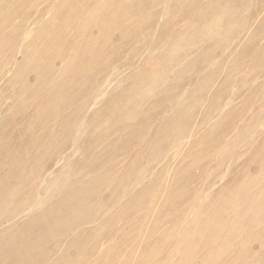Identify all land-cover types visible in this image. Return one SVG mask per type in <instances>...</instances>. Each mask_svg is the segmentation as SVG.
I'll return each instance as SVG.
<instances>
[{
  "label": "rangeland",
  "instance_id": "1",
  "mask_svg": "<svg viewBox=\"0 0 264 264\" xmlns=\"http://www.w3.org/2000/svg\"><path fill=\"white\" fill-rule=\"evenodd\" d=\"M164 1L0 0V264H264V0Z\"/></svg>",
  "mask_w": 264,
  "mask_h": 264
},
{
  "label": "bare ground",
  "instance_id": "2",
  "mask_svg": "<svg viewBox=\"0 0 264 264\" xmlns=\"http://www.w3.org/2000/svg\"><path fill=\"white\" fill-rule=\"evenodd\" d=\"M23 1H24V0H23ZM64 1H65V0H64ZM117 1H118V0H117ZM149 1H150V0H149ZM156 1H157V0H156ZM161 1H162V0H161ZM166 1H168V0H166ZM166 1H164V2H166ZM177 1H178V0H177ZM210 2H211V1H210ZM0 3H1V2H0ZM7 3H8V2H7ZM22 3H24V2H22ZM125 3H126V2H125ZM139 3H140V2H139ZM142 3H143V2H142ZM186 3H187V2H186ZM204 3H206V2H204ZM251 3H252V2H251ZM19 4H21V3H19ZM62 4H63V2H62ZM110 4H112V3H110ZM144 4H145V3H144ZM213 4H214V3H213ZM17 5H18V4H17ZM21 5H22V4H21ZM21 5H20V6H21ZM91 5H92V4H91ZM164 5H165V4H164ZM184 5H185V4H184ZM196 5H197V4H196ZM0 6H1V5H0ZM5 6H6V5H5ZM20 6H19V7H20ZM99 6H100V5H99ZM115 6H116V5H115ZM191 6H192V5H191ZM191 6H190V7H191ZM262 6H263V5H262ZM145 7H146V6H145ZM163 7H164V6H163ZM173 7H174V6H173ZM183 7H184V6H183ZM196 7H197V6H196ZM200 7H202V6H200ZM212 7H213V6H212ZM109 8H111V7H109ZM112 8H113V5H112ZM136 8H137V7H136ZM149 8H150V7H149ZM231 8H232V7H231ZM2 9H3V8H2ZM10 9H11V8H10ZM13 9H14V7H13ZM17 9H18V8H17ZM56 9H57V8H56ZM68 9H69V8H68ZM90 9H91V8H90ZM119 9H120V8H119ZM119 9H118V10H119ZM122 9H123V8H122ZM150 9H151V8H150ZM153 9H154V8H153ZM153 9H152V10H153ZM160 9H161V8H160ZM52 10L54 11L55 9H52ZM73 10H74V9H73ZM116 10H117V9H116ZM125 10H126V9H125ZM142 10H143V9H142ZM162 10H163V9H162ZM182 10H183V9H182ZM194 10H195V8H194ZM200 10H201V9H200ZM212 10H213V9H212ZM218 10H219V9H218ZM22 11H23V10H22ZM111 11H112V10H111ZM111 11H110V12H111ZM158 11H159V9H158ZM163 11H164V10H163ZM180 11H181V9H180ZM220 11H222V10H220ZM223 11H224V10H223ZM13 12H14V11H13ZM24 12H25V11H24ZM50 12H51V10H50ZM64 12H65V11H64ZM95 12H96V10H95ZM106 12H107V11H106ZM1 13H2V12H1ZM9 13H10V12H9ZM20 13H22V12H20ZM44 13H45V12H44ZM107 13H108V12H107ZM107 13H105V14H107ZM120 13H122V11H121ZM131 13H132V12H131ZM138 13H139V12H138ZM140 13H141V12H140ZM149 13H150V12H149ZM153 13H154V12H153ZM188 13H189V12H188ZM219 13H220V12H219ZM63 14H64V13H63ZM87 14H88V13H87ZM94 14H95V13H94ZM113 14H114V13H113ZM143 14H144V13H143ZM146 14H147V13H146ZM221 14H222V13H221ZM14 15H16V14L14 13ZM50 15H51V14H50ZM59 15H60V14H59ZM135 15H137V14H135ZM151 15H152V14H151ZM40 16H41V14H40ZM93 16H94V15H93ZM101 16H102V15H101ZM119 16H120V15H119ZM201 16H202V15H201ZM12 17H14V16H12ZM48 17H49V16H48ZM50 17H51V16H50ZM58 17H60V16H58ZM73 17H74V16H73ZM73 17H72V19H73ZM85 17H87V16H85ZM161 17H162V16H161ZM167 17H168V16H167ZM173 17H174V16H173ZM206 17H207V16H206ZM6 18H8V20L10 19L9 17H6ZM37 18H38V17H37ZM42 18H44V17H42ZM55 18H56V17H55ZM69 18H70V17H69ZM142 18H143V17H142ZM147 18H148V17H145V19H147ZM149 18H150V17H149ZM62 19H63V18H62ZM82 19H83V18H82ZM101 19H102V18H101ZM103 19H104V18H103ZM137 19H138V18H137ZM140 19H141V18H140ZM226 19H227V18H226ZM229 19H230V18H229ZM4 20H5V19H4ZM10 20H11V19H10ZM68 20H69V19H68ZM80 20H81V19H80ZM184 20H185V19H184ZM49 21H50V20H49ZM70 21H71V20H70ZM4 22H5V21H4ZM11 22H12V21H11ZM31 22H32V20H31ZM35 22H36V21H35ZM46 22H47V21H46ZM50 22H51V21H50ZM118 22H119V21H118ZM175 22H176V21H175ZM226 22H227V21H226ZM57 23H58V22H57ZM136 23H137V22H136ZM136 23H135V24H136ZM138 23H139V22H138ZM142 23H143V22H142ZM163 23H164V22H163ZM163 23H162V24H163ZM196 23H197V22H195V24H196ZM46 24H47V23H46ZM112 24H113V23H112ZM132 24H133V23H132ZM139 24H140V23H139ZM158 24H159V23H157V26H158ZM160 24H161V23H160ZM166 24H167V23H166ZM190 24H191V23H190ZM212 24H213V23H212ZM256 24H257V23H256ZM3 25H4V23H3ZM10 25H11V24H10ZM13 25H14V24H13ZM13 25H12V26H13ZM28 25H29V24H28ZM110 25H111V24H110ZM121 25H122V24H121ZM123 25H124V24H123ZM149 25H150V24H149ZM205 25H206V24H205ZM225 25H226V24H225ZM33 26H34V23H33ZM114 26H115V24H114ZM135 26H136V25H135ZM155 26H156V25H155ZM155 26H153V27H155ZM159 26H160V25H159ZM183 26H184V25H183ZM219 26H220V25H219ZM15 27H16V26H15ZM28 27H29V26H28ZM28 27H27V28H28ZM31 27H32V26H31ZM111 27H112V26H111ZM118 27H119V26H118ZM128 27H129V26H128ZM141 27H142V26H141ZM194 27H195V26H194ZM210 27H211V26H210ZM25 28H26V27H25ZM29 28H30V27H29ZM74 28H76V27H74ZM104 28H105V27H104ZM144 28H145V27H144ZM155 28H156V27H155ZM175 28H176V27H175ZM182 28H183V27H182ZM184 28H185V27H184ZM212 28H213V26H212ZM146 29H147V27H146ZM153 29H154V28H153ZM192 29H193V28H192ZM6 30H7V29H6ZM21 30H22V29H21ZM23 30H25V29H23ZM53 30H54V29H53ZM72 30H73V29H71L70 31H72ZM124 30H125V29H124ZM142 30H143V29H142ZM170 30H171V29H170ZM177 30H178V29H177ZM2 31H3V30H2ZM25 31H26V30H25ZM42 31H43V30H42ZM75 31H76V30H75ZM77 31H78V30H77ZM98 31H99V30H98ZM219 31H220V30H219ZM9 32H10V31H9ZM19 32H20V31H18V33H19ZM22 32H24V31H22ZM26 32H28V31H26ZM29 32H30V31H29ZM32 32H33V31H32ZM39 32H40V31H39ZM52 32H54V31H52ZM91 32H92V31H91ZM139 32H140V31H139ZM156 32H157V31H156ZM2 33H3V32H2ZM7 33H8V32H7ZM18 33H17V34H18ZM24 33H25V32H24ZM208 33H209V32H208ZM12 34L14 35V33H12ZM21 34H22V33H21ZM26 34H27V33H26ZM37 34H38V32H37ZM73 34H74V33H73ZM111 34H112V33H111ZM123 34H125V33H123ZM142 34H143V33H142ZM190 34H191V33H190ZM220 34H221V33H220ZM7 35H9V33H8ZM29 35H30V33H29ZM34 35H35V34H34ZM41 35H42V34H41ZM41 35H40V36H41ZM51 35H52V34H51ZM84 35H85V34H84ZM112 35H114V34H112ZM140 35H141V34H140ZM145 35H146V34H145ZM151 35H152V34H151ZM155 35H156V34H155ZM178 35H179V34H178ZM208 35H209V34H208ZM4 36H5V35H4ZM17 36H18V35H17ZM38 36H39V35H38ZM38 36H37V37H38ZM121 36H122V34H121ZM130 36H131V35H130ZM138 36H139V35H138ZM210 36H211V35H210ZM212 36H213V35H212ZM29 37H30V36H29ZM109 37H110V36H109ZM151 37H152V36H151ZM32 38H33V37H32ZM39 38H41V37H39ZM8 39H9V38H8ZM30 39H31V37H30ZM70 39H71V38H70ZM86 39H88V37H87ZM125 39H126V38H125ZM125 39H124V40H125ZM3 40H4V39H3ZM3 40H2V41H3ZM21 40H22V39H21ZM23 40L25 41V39H23ZM32 40H34V39H32ZM48 40H49V39H48ZM124 40H123V41H124ZM137 40H138V39H137ZM150 40H151V39H150ZM11 41H13V40H11ZM85 41H86V40H85ZM135 41H136V40H135ZM19 42H20V41H19ZM10 43H11V42H10ZM37 43H39V42H36V44H37ZM95 43H96V42H95ZM124 43H125V41H124ZM11 44H12V43H11ZM33 44H34V43H33ZM63 44H66V43H63ZM80 44H81V43H80ZM99 44H100V43H99ZM126 44H127V42H126ZM142 44H143V43H142ZM8 45H10V44H8ZM27 45H28V44H27ZM30 45H31V44H30ZM30 45H29V46H30ZM96 45H97V44H96ZM122 45H123V43H122ZM131 45H132V44H131ZM133 45H134V44H133ZM149 45H150V44H149ZM17 46H18V45H17ZM24 46H25V45H24ZM62 46H63V45H62ZM141 46H142V45H141ZM27 47H28V46H27ZM35 47H36V46H35ZM83 47H84V46H83ZM95 47H96V46H95ZM127 47H128V46H127ZM29 48H31V47H29ZM32 48L34 49V47H32ZM39 48H40V47H39ZM162 48H163V47H162ZM0 49H1V48H0ZM6 49H7V48H5V50H6ZM22 49H23V48H22ZM24 49H25V48H24ZM24 49H23V50H24ZM149 49H150V48H149ZM5 50H4V52H5ZM13 50L16 51V49H14V48H13ZM109 50H110V49H109ZM138 50H139V49H138ZM140 50H141V49H140ZM10 51H11V50H10ZM21 51H22V50H21ZM38 51H39V50H38ZM106 51H107V50H106ZM4 52H3V53H4ZM24 52H25V51H24ZM29 52H30V51H29ZM31 52H32V51H31ZM55 52H56V51H54V53H55ZM61 52H62V51H61ZM114 52H115V51H114ZM118 52H119V51H118ZM118 52H117V53H118ZM142 52H144V51H142ZM158 52H159V51H158ZM260 52H261V51H260ZM8 53H9V52H8ZM37 53H39V52H37ZM62 53H63V52H62ZM103 53H104V52H103ZM103 53H102V54H103ZM144 53H145V52H144ZM0 54H2V53H0ZM22 54H23V53H22ZM28 54H29V53H28ZM32 54H34V52H33ZM83 54H84V53H83ZM96 54H97V53H96ZM148 54H149V53H148ZM161 54H162V53H161ZM5 55H6V54H5ZM20 55H21V54H20ZM23 55H24V54H23ZM53 55H55V54H53ZM85 55H86V54H85ZM104 55H105V54H104ZM110 55H111V54H110ZM145 55H146V53H145ZM2 56H3V55H2ZM8 56H9V55H8ZM12 56H13V55H12ZM37 56H38V55H37ZM50 56H52V55H50ZM72 56H73V55H72ZM133 56H134V55H133ZM146 56H147V55H146ZM52 57H53V56H52ZM11 58H12V57H11ZM37 58H38V57H37ZM50 58H51V57H50ZM82 58H83V57H82ZM138 58H140V56H139ZM144 58H145V57H144ZM135 59H136V58H135ZM140 59H141V58H140ZM10 60H11V59H10ZM21 60H22V59H21ZM35 60H36V59H35ZM98 60H99V59H98ZM143 60H144V59H143ZM47 61H48V59H47ZM85 61H86V60H85ZM134 61H135V60H134ZM137 61H138V60H137ZM21 62H22V61H21ZM23 62H24V61H23ZM57 62H58V61H57ZM67 62H68V61H67ZM87 62H88V61H87ZM87 62H86V63H87ZM98 62H99V61H98ZM107 62H108V61H107ZM147 62H148V61H147ZM11 63H12V62H11ZM13 63H14V62H13ZM29 63H30V62H29ZM41 63H42V62H41ZM68 63H70V62H68ZM136 63H137V62H136ZM110 64H111V63H110ZM138 64H139V63H138ZM143 64H144V63H143ZM28 65H29V64H28ZM61 65H62V64H61ZM66 65H68V64H66ZM145 65H146V64H145ZM42 66H43V65H42ZM111 66H112V65H111ZM133 66H134V65H133ZM173 66H175V65H173ZM78 67H79V66H78ZM92 67H93V66H92ZM92 67H91V68H92ZM145 67H146V66H145ZM182 67H184V66H182ZM40 68H41V67H40ZM100 68H101V67H100ZM216 68H217V66H216ZM34 69H35V68H34ZM62 69H63V68H62ZM125 69H126V68H125ZM125 69H123V70H125ZM25 70H26V69H25ZM144 70H145V69H144ZM171 70H172V69H171ZM13 71H14V69H13ZM23 71H24V70H23ZM27 71H28V70H27ZM39 71H40V70H39ZM67 71H68V70H67ZM88 71H89V69H88ZM138 71H139V70H138ZM0 72H1V71H0ZM11 72H12V71H11ZM68 72H69V71H68ZM115 72H116V71H115ZM54 73H55V72L53 71V74H54ZM129 73H130V72H129ZM131 73H132V72H131ZM135 73H137V70H136ZM3 74H4V73H3ZM9 74H10V73H9ZM14 74H15V73H14ZM14 74H13V76H14ZM24 74H25V73H24ZM26 74H27V73H26ZM56 74H57V73H56ZM56 74H55V75H56ZM68 74H69V73H68ZM89 74H90V73H89ZM127 74H128V73H127ZM181 74H182V73H181ZM18 75H19V73H18ZM21 75H22V74H21ZM203 75H204V74H203ZM52 76H54V75H52ZM89 76H90V75H88V77H89ZM108 76H109V75H108ZM36 77H37V76H36ZM56 77H58V76H56ZM65 77H66V76H65ZM65 77H64V78H65ZM133 77H135V76H133ZM141 77H142V76H141ZM0 78H1V77H0ZM59 78H60V77H59ZM79 78H80V77H79ZM97 78H98V77H97ZM113 78H115V77L113 76ZM135 78H136V77H135ZM13 79H14V78H13ZM35 79H36V78H35ZM45 79H46V78H45ZM127 79L129 80V78H127ZM77 80H78V79H77ZM106 80H107V79H106ZM138 80H139V79H138ZM7 81H8V80H7ZM13 81H14V80H13ZM58 81H59V80H58ZM62 81H63V80H62ZM87 81H88V79H87ZM97 81H98V80H97ZM192 81H193V79H192ZM106 82H107V81H106ZM88 83H89V82H88ZM118 83H119V82H118ZM12 84H13V83H12ZM110 84H111V83H110ZM114 84H115V83H114ZM125 84H126V82H125ZM128 84H130V83H128ZM17 85H18V84H17ZM22 85H23V84H22ZM30 85H31V84H30ZM86 85H87V84H86ZM97 85H98V84H97ZM135 85H136V84H135ZM206 85H207V84H206ZM206 85H205V86H206ZM14 86H15V85H14ZM31 86H32V85H31ZM87 86H88V85H87ZM114 86H115V85H114ZM123 86H124V85H123ZM129 86H130V85H129ZM205 86H203V87H205ZM90 87H91V84H90ZM111 87H112V86H111ZM111 87H110V88H111ZM5 88H6V87H5ZM8 88H9V87H8ZM28 88H30V87L28 86ZM28 88H26V89H28ZM32 88H33V87H32ZM45 88H46V87H45ZM50 88H51V87H50ZM60 88H61V87H60ZM77 88H78V87H77ZM123 89H124V88H123ZM201 89H202V88H201ZM9 90H11V89H9ZM13 90H14V89H13ZM33 90H36V89L33 88ZM59 90H60V89H59ZM77 90H78V89H77ZM149 90H150V89H149ZM31 91H32V90H31ZM40 91H41V90H40ZM45 91H46V90H45ZM88 91H89V90H88ZM115 91H116V90H115ZM201 91H202V90H201ZM81 92H82V91H81ZM30 93H31V92H30ZM40 93H41V92H40ZM44 93H45V92H44ZM54 93H55V92H54ZM57 93H58V92H57ZM73 93H74V92H73ZM121 93H122V92H121ZM76 94H77V93H76ZM140 94H141V93H140ZM155 94H156V93H155ZM45 95H46V94H45ZM56 95H57V94H56ZM28 96H29V95H28ZM28 96H27V97H28ZM31 96H33V95H31ZM42 96H43V95H42ZM70 96H71V95H70ZM27 97H26L25 99H27ZM119 97H120V96H119ZM23 98H24V97H23ZM29 98H30V97H29ZM54 98H55V96H54ZM56 98H57V97H56ZM71 98H72V96L70 97V99H71ZM104 98H105V97H104ZM107 98H108V97H107ZM38 99H39V98H38ZM46 99H47V97H46ZM49 99H50V98H49ZM52 99H53V98H52ZM109 99H110V98H109ZM48 101H49V100H48ZM106 101H107V99H106ZM106 101H105V102H106ZM20 102H21V101H20ZM33 102H34V101H33ZM41 102H42V101H41ZM25 103H26V102H25ZM35 103H36V102H35ZM18 105H20V104H18ZM32 105H33V104H32ZM32 105H31V106H32ZM40 105H41V104H40ZM43 105H44V104H43ZM48 105H49V104H48ZM50 105H51V104H50ZM86 105H87V104H86ZM95 106H96V105H95ZM15 107H16V106H15ZM28 107H29V106H28ZM47 107H48V106H47ZM65 107H66V106H65ZM82 107H83V106H82ZM17 108H18V107H17ZM41 108H42V107H41ZM51 108H52V107H51ZM83 108H84V107H83ZM15 109H16V108H15ZM18 109H19V108H18ZM18 109H17V110H18ZM33 109H34V107H33ZM13 110H14V109H13ZM20 110H21V109H20ZM31 110H32V109H31ZM37 110H38V109H37ZM18 111H19V110H18ZM24 111H25V110H24ZM82 111H83V110H82ZM38 112H39V111H38ZM38 112H37V113H38ZM80 112H81V111H80ZM88 112H89V111H88ZM92 112H93V111H92ZM92 112H91V113H92ZM11 113H12V112H11ZM12 114H13V113H12ZM32 114H33V113H32ZM73 114H74V113H73ZM30 115H31V114H30ZM30 115H29V116H30ZM25 117H26V116H25ZM31 118H32V117H31ZM37 118H38V117H37ZM48 118H49V117H48ZM92 118H93V117H92ZM45 119H46V118H45ZM61 119H62V118H61ZM28 120H29V119H28ZM25 122H26V121H25ZM35 122H36V121H35ZM41 123L43 124V122H41ZM57 123H58V122H57ZM60 123H61V122H60ZM32 124H34V123H32ZM42 124H41V125H42ZM109 124H110V122H109ZM133 124H134V123H133ZM37 125H38V124H37ZM53 125H54V124H53ZM53 125H52V127H53ZM34 126H35V125H34ZM44 126H45V125H44ZM44 126H43V127H44ZM108 126H109V125H108ZM30 127H31V126H30ZM52 127H51V128H52ZM49 128H50V127H49ZM51 128H50V129H51ZM115 129H116V128H115ZM107 130H108V128H107ZM121 130H122V129H121ZM175 130H176V129H175ZM49 131H50V130H49ZM113 131H114V130H113ZM130 131H131V130H130ZM55 132H56V130H55ZM69 132H70V131H69ZM106 132H107V131H106ZM111 132H112V131H111ZM44 133H45V132H44ZM108 133H109V132H108ZM108 133H106V134H108ZM118 133H119V132H118ZM26 134H28V133H26ZM42 134H43V133H42ZM47 134H48V133H47ZM48 135H49V134H48ZM121 135H122V133H121ZM101 136H103V135H101ZM117 136H118V135H117ZM117 136H116V137H117ZM47 137H48V136H47ZM61 137H62V136H61ZM122 137H123V136H122ZM26 138H27V137H26ZM29 138H30V137H29ZM101 138H102V137H101ZM39 139H40V138H39ZM27 140H29V139H27ZM44 140H45V139H44ZM121 140H122V139H121ZM29 141H30V140H29ZM29 141H28V143H29ZM46 142H47V141H46ZM40 143H41V142H40ZM50 143H52V142H50ZM93 143H94V142H93ZM30 144H31V142H30ZM30 144H29V145H30ZM35 144H36V143H35ZM47 144H48V143H47ZM52 144H53V143H52ZM52 144H51V145H52ZM75 144H76V142H75ZM75 144H74V145H75ZM115 144H116V143H115ZM126 144H127V143H126ZM116 145H117V144H116ZM27 146H28V145H27ZM30 146H31V145H30ZM33 146H34V144H33ZM110 146H111V145H110ZM36 147H37V146H36ZM36 147H35V148H36ZM43 147H44V146H43ZM58 147H59V145H58ZM99 147H100V146H99ZM103 147H104V146H103ZM32 148H33V147H32ZM35 148H34V149H35ZM55 148H56V147H55ZM113 148H114V147H113ZM38 149H39V148H38ZM41 149H42V148H41ZM43 149H44V148H43ZM53 149H54V148H53ZM106 149H107V148H106ZM108 149H109V148H108ZM27 150H28V149H27ZM95 150H96V149H95ZM104 150H105V149H104ZM96 151H97V150H96ZM102 151H103V150H102ZM102 151H101V152H102ZM43 152H44V151H43ZM52 152H53V151H52ZM54 152H55V151H54ZM97 152H98V151H97ZM59 153H60V152H59ZM35 154H36V153H35ZM39 154H40V153H39ZM41 155H42V153H41ZM41 155H40V156H41ZM47 155H48V154H47ZM36 156H37V155H36ZM48 157H49V156H48ZM95 157H96V156H95ZM60 158H61V157H60ZM25 159H26V158H25ZM35 159H36V158H35ZM48 159H49V158H48ZM42 160H43V159H42ZM95 161H96V160H95ZM64 162H65V161H64ZM97 162H98V160H97ZM98 163H99V162H98ZM101 164H102V163H101ZM92 165H93V164H92ZM110 166H111V165H110ZM23 168H24V167H23ZM25 168H26V167H25ZM31 168H32V167H31ZM31 168H30V169H31ZM30 169H29V170H30ZM98 169H99V168H98ZM98 169H96V170H98ZM110 169H111V168H110ZM25 170H26V169H25ZM29 170H28V171H29ZM28 171H27V172H28ZM145 171H146V170H145ZM39 172H40V171H39ZM97 172H98V171H97ZM140 176H141V175H140ZM25 177H26V176H25ZM141 177H142V176H141ZM91 179H93V178H91ZM61 181H62V180H61ZM78 182H79V180H78ZM58 183H59V182H58ZM53 185H54V184H53ZM51 186H52V185H51ZM54 187H55V186H54ZM77 189H78V188H77ZM77 189H76V190H77ZM68 191H69V190H68ZM66 192H67V189H66ZM64 193H65V192H64ZM74 195H75V194H73V196H74ZM120 196H121V195H120ZM65 197L68 198V196H65ZM69 197H70V195H69ZM74 197H75V196H74ZM63 199H64V197H63ZM74 199H75V198H74ZM114 199H115V198H114ZM123 200H124V199H123ZM69 201H70V200H69ZM125 201H126V200H125ZM125 201H124V202H125ZM71 202H72V200L70 201V204H71ZM122 202H123V201H122ZM70 204H68V205H70ZM64 205H65V204H64ZM68 205H67V206H68ZM95 205H96V204H95ZM117 206H118V205H117ZM63 208H64V207H63ZM82 208H83V207H82ZM101 208H102V207H101ZM108 208H109V207H108ZM173 209H174V207H173ZM63 211H64V210H63ZM106 215H107V214H106ZM159 218H160V217H159ZM35 220H36V219H35ZM93 220H94V219H93ZM41 227H42V226H41ZM72 232H73V231H72ZM177 232H178V231H177ZM88 233H89V232H88ZM173 233H174V232H173ZM173 233H172V234H173ZM172 234H171V236H172ZM97 235H98V234H97ZM88 237H90V236H88ZM96 237H97V236H96ZM83 238H84V237H83ZM171 238H173V237H171ZM84 239H86V238H84ZM189 240H190V239H189ZM92 241H93V240H92ZM191 242H193V241H191ZM92 244H93V243H92ZM92 244H91V245H92ZM83 245H84V244H83ZM193 245H194V244H193ZM188 246H190V245L188 244ZM74 247H75V246H74ZM42 248H43V247H42ZM30 252H31V251H30ZM26 253H27V251H26ZM29 254H30V253H29ZM36 254H37V253H36ZM42 256H43V255H42ZM42 256H41V257H42ZM48 258H49V257H48ZM3 260H4V259H3ZM110 261H111V260H110ZM2 262H3V261H2ZM107 262H108V261H107ZM107 262H106V263H107ZM35 263H36V262H35ZM29 264H30V263H29Z\"/></svg>",
  "mask_w": 264,
  "mask_h": 264
}]
</instances>
